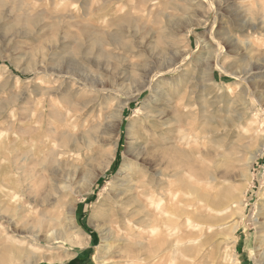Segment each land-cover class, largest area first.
Instances as JSON below:
<instances>
[{
  "label": "rangeland",
  "instance_id": "obj_1",
  "mask_svg": "<svg viewBox=\"0 0 264 264\" xmlns=\"http://www.w3.org/2000/svg\"><path fill=\"white\" fill-rule=\"evenodd\" d=\"M83 24L103 32L106 41L93 43L94 37L82 35ZM182 60L180 69L166 72L175 65L165 66ZM62 66L75 73L92 71L97 88L116 89V97L105 95L106 90L71 96L74 81L63 96L45 94L55 85L47 74ZM160 67L163 87L157 94L147 92L145 73ZM137 89L141 95L129 98ZM50 99L59 108L80 107L75 150L42 181L35 179L44 206L30 216L65 218L81 250L69 249L63 239L48 241L43 247L55 248L44 250L37 264H98L102 223L110 214L108 193L101 191L131 158L129 144L143 120L138 110L145 106L155 113L150 125L158 132L159 150L203 192L194 209L201 218L197 240L177 250L155 244L161 233L169 247L170 238L193 232L184 214L193 210V194L187 192L184 202L162 215L169 227L161 221L156 232L138 224L132 242H114L107 264H264V0H0V198L13 157L17 162L22 157L24 133L20 128L15 134L12 126L24 123L29 113L38 120V109ZM112 153L115 165L108 169ZM105 166L90 187V177ZM189 168L200 172L196 181ZM2 201L0 226L13 239L19 232L8 226V217L21 211ZM3 235L0 230L5 241ZM186 249L191 250L187 255ZM131 251L137 258L123 256Z\"/></svg>",
  "mask_w": 264,
  "mask_h": 264
},
{
  "label": "bare ground",
  "instance_id": "obj_2",
  "mask_svg": "<svg viewBox=\"0 0 264 264\" xmlns=\"http://www.w3.org/2000/svg\"><path fill=\"white\" fill-rule=\"evenodd\" d=\"M80 27L82 35L94 37L93 43L104 42L105 39L103 40V38L105 34L103 32L97 31L93 29L92 26L84 24ZM168 32L170 36H176V32L171 29ZM66 34L67 37L71 36L70 32ZM183 60L178 63L173 61V63L165 66L164 68H169V66L175 65L174 68L167 69L166 72L172 73L180 69L182 65H184ZM162 69L160 67V69L153 74H151L152 72L145 73L143 77L144 85L150 79L147 92L151 91L152 94H157L158 88L163 87V85H160V79H158V76L160 77L163 75ZM47 71L48 70H45L44 72ZM76 72L78 73L66 71L62 66L47 74V77H51L50 81H53L55 85L50 87L45 94L49 93V95L55 96L60 94L63 96L65 89H69L65 87L70 86L71 81H74L76 86L73 87V89H69L71 96L73 94L79 95L84 90L86 92L91 91L96 93H101L103 90H106V92L103 91L105 95L107 94L108 97L114 95V97H116V94H114L116 89L109 90L103 88L102 90V88H97L98 84L96 85V83L99 82V79L92 76V71L89 73L88 70L80 68V71ZM93 80L94 82H90ZM141 91L143 90L137 89L134 94H130L129 98L140 96L142 93ZM55 103L56 100L53 99L45 101L38 109L41 112L38 120L35 121V114L29 113L27 116H23V119H25L24 123L20 126H16L15 124L12 126V130H14L15 134L20 132V128H22L21 131L24 133L21 144L19 145L22 157L20 162H17L15 157H13V164L9 167L10 172H13H11L10 176L6 179V184H8L7 189L2 190V198L0 199L3 200L2 202L6 207L16 205L21 211L16 215L8 217V226H13L14 231L19 232V234L17 233L19 236H13V239L9 238L7 236V227L0 226V230L4 233L3 239H5V241H3L1 240L2 237H0V246L2 248L0 251V264L14 263V261L21 260V258L24 259L25 264H37L45 258L44 250L49 251L55 248L53 246L44 248L43 244L45 245V242L48 241L50 243L55 242V240L59 239H63L64 242L68 243L69 249L72 247L78 251L81 250L79 248L81 244L73 238L72 230L74 228L67 223L65 218H53L44 213L37 217L30 216L38 210L40 205L44 206L42 204V200L44 199L40 197L39 189L36 187L38 182H35V179L40 178L42 181L45 176L44 173H51L53 169L58 168L75 150L74 127L80 118L78 114L80 107L68 103L65 104V108H59L55 106ZM124 105L125 104L117 110L118 114L123 112ZM139 111L141 112L139 117L143 119L139 126L140 131L133 139L131 138L132 141L129 144L133 154L131 153V158H126L124 160L121 165V172L119 175L115 176L109 188L107 189L105 186L101 191V194H104L105 191L108 193L107 196L108 199H110V214L105 216L102 223L101 231L103 232V244L97 247L99 249L97 258L98 264H107L106 259L111 255L115 247L114 242H117L116 246H120L124 242H132L130 237L135 231V227H138V224L141 226L151 225V229L157 232L158 230L156 229L161 226V221L162 224L169 223V221L166 222L161 218L162 215H166L173 205L177 206L179 202H184L187 192L193 194V198L191 201L189 200L193 210L190 211L186 209L184 214H187L188 223L194 228L193 232L183 237L180 236L175 240L170 238V242L168 243L169 247H164L165 244H163V240L167 239L165 235L161 233L159 234L160 239H156L155 244H158V246L162 244L160 247L163 250L167 248L177 250L184 245H186L184 248H187L189 246V244L187 246V243L190 242V244H192L191 242L197 240L195 238V231L199 229V220H201V218L196 210L198 202L203 201V192L200 193L201 190L197 183L186 181L183 170H179L182 166L174 161L168 160L167 153L165 151H160L157 147L155 138L158 132L150 125L151 119L155 117L153 109L149 106H145L143 111H141V109L138 110V112ZM194 129L195 128H193V132H195ZM194 134L198 135L199 132L196 130ZM13 144L15 145V143ZM256 156L257 153L254 157ZM114 160L115 153H112L110 159L107 161L108 169L114 167ZM163 165L165 168H162ZM107 167L105 166L99 172L93 173L90 177V187L96 184ZM169 170H175V172H169ZM188 170L195 181L200 177V172L195 168H189ZM181 173H183V176H181ZM210 177L212 180L216 179L215 175H211ZM67 182H69V180H66L65 188L69 187V183ZM81 195L85 197V193ZM218 204L219 200L214 198L213 205L218 206ZM195 208L196 210H194ZM175 216L176 215L173 217ZM165 225L169 227L168 224ZM152 237L154 236H151V238ZM8 239H10L12 243L7 241ZM139 243L144 245L143 241L139 240ZM165 243H167V241ZM196 249L195 251L198 254ZM190 251L191 250L186 249L182 252L187 255ZM131 252L132 254L124 253L123 256L132 259L137 258V256L133 254V251ZM143 256H145V254ZM105 261L106 263H104ZM110 262H112V260H108V263Z\"/></svg>",
  "mask_w": 264,
  "mask_h": 264
}]
</instances>
